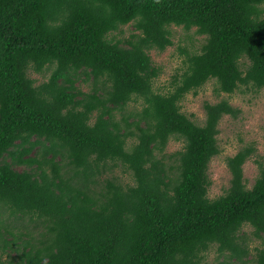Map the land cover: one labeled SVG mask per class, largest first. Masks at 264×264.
Instances as JSON below:
<instances>
[{
	"label": "trees",
	"instance_id": "1",
	"mask_svg": "<svg viewBox=\"0 0 264 264\" xmlns=\"http://www.w3.org/2000/svg\"><path fill=\"white\" fill-rule=\"evenodd\" d=\"M171 25L203 42L162 93L148 52L172 45ZM211 80L264 89V0H0V264H264V166L250 187L242 176L251 145L207 195L219 121L238 109L204 102L197 124L180 108ZM170 137L183 145L167 164Z\"/></svg>",
	"mask_w": 264,
	"mask_h": 264
},
{
	"label": "rangeland",
	"instance_id": "2",
	"mask_svg": "<svg viewBox=\"0 0 264 264\" xmlns=\"http://www.w3.org/2000/svg\"><path fill=\"white\" fill-rule=\"evenodd\" d=\"M122 32H118L119 37L127 36L131 30L129 24L120 26ZM172 45L168 46L164 51L150 50L152 63L159 67V75L153 80L152 88L154 91L166 93L170 88L172 75L180 72L184 66L185 52H197L203 42V36L194 32L195 28L184 30L180 26H170ZM116 33V32H115ZM247 63L241 60V68ZM48 70L42 74L29 70V76L34 79L35 84L47 79ZM83 90L88 89V84L79 82ZM226 99L229 103L238 109L235 117L224 115L218 124L217 145L219 153L213 156L207 167V175L210 180L207 195L209 198H215L229 186L230 174L226 167V158L232 156L241 146L251 145L254 152L242 165V176L247 187H250L258 174L259 164L264 166V89L253 90L247 87H240L231 95L224 93H216L214 91L213 80L208 81L196 93L189 92L180 101V108L192 121L197 124H203L205 113L203 109L204 102H216ZM138 102L130 101L125 111L139 109ZM183 145L182 139L179 137H170L166 147L162 153H156L157 158H161L167 164L173 163L174 152L181 149ZM114 176L121 183H131L128 173L115 169ZM109 175V174H107ZM27 219L24 220L26 222ZM27 225H30L27 224ZM246 233L248 228L243 229ZM26 237L23 236L22 239ZM254 242L251 244L253 245ZM205 259L209 263H213L216 257L214 249H210L205 253ZM6 256L0 257V261H4Z\"/></svg>",
	"mask_w": 264,
	"mask_h": 264
}]
</instances>
